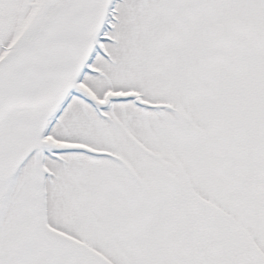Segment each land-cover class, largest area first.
Returning <instances> with one entry per match:
<instances>
[{
	"label": "snow or ice",
	"instance_id": "obj_1",
	"mask_svg": "<svg viewBox=\"0 0 264 264\" xmlns=\"http://www.w3.org/2000/svg\"><path fill=\"white\" fill-rule=\"evenodd\" d=\"M0 264H264V0H0Z\"/></svg>",
	"mask_w": 264,
	"mask_h": 264
}]
</instances>
